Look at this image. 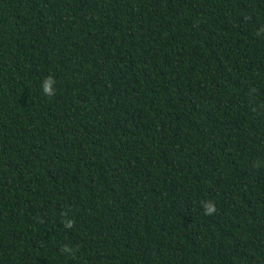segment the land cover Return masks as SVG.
Here are the masks:
<instances>
[{
    "label": "trees",
    "instance_id": "obj_1",
    "mask_svg": "<svg viewBox=\"0 0 264 264\" xmlns=\"http://www.w3.org/2000/svg\"><path fill=\"white\" fill-rule=\"evenodd\" d=\"M0 264H264V0H0Z\"/></svg>",
    "mask_w": 264,
    "mask_h": 264
},
{
    "label": "clouds",
    "instance_id": "obj_2",
    "mask_svg": "<svg viewBox=\"0 0 264 264\" xmlns=\"http://www.w3.org/2000/svg\"><path fill=\"white\" fill-rule=\"evenodd\" d=\"M53 83H55V79L52 76L47 77L43 81L42 88H43V93L46 97H51V96L55 95V90L52 88ZM203 208L205 211V215H213L217 211L215 204L211 201L203 202ZM73 223L74 222L71 220L66 221L65 227L66 228H72ZM64 251H70V249L65 247Z\"/></svg>",
    "mask_w": 264,
    "mask_h": 264
}]
</instances>
